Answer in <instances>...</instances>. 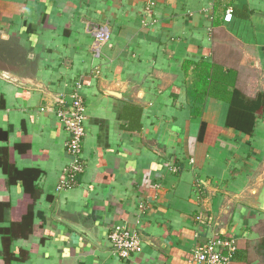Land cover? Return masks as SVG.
<instances>
[{
	"label": "crops",
	"instance_id": "crops-1",
	"mask_svg": "<svg viewBox=\"0 0 264 264\" xmlns=\"http://www.w3.org/2000/svg\"><path fill=\"white\" fill-rule=\"evenodd\" d=\"M77 82L83 171L58 190ZM3 157L40 170L41 195L34 234L0 231V264H204L194 249L214 234L235 264H264V0H0ZM9 178L0 165V230L33 202ZM117 225L141 253L112 256Z\"/></svg>",
	"mask_w": 264,
	"mask_h": 264
},
{
	"label": "built area",
	"instance_id": "built-area-1",
	"mask_svg": "<svg viewBox=\"0 0 264 264\" xmlns=\"http://www.w3.org/2000/svg\"><path fill=\"white\" fill-rule=\"evenodd\" d=\"M232 18V9L224 15L225 21ZM97 40L107 41L109 32L106 27L99 28L95 33ZM63 102V101H60ZM64 126L69 134L66 149L72 157L70 167L65 172V179L58 190L73 187L78 182V175L83 171L82 152L86 135V103L82 92V83L77 82L72 101L60 111ZM202 220V216H198ZM108 243L112 256L119 260H127L143 251V240L139 233L125 226L117 225L110 229ZM237 245L234 239L214 234L207 242L198 244L194 249V258L204 264H235Z\"/></svg>",
	"mask_w": 264,
	"mask_h": 264
},
{
	"label": "trees",
	"instance_id": "trees-1",
	"mask_svg": "<svg viewBox=\"0 0 264 264\" xmlns=\"http://www.w3.org/2000/svg\"><path fill=\"white\" fill-rule=\"evenodd\" d=\"M206 67H211V66L207 65ZM209 78L210 75L204 76L200 81V83L197 84V86L203 87L205 85H208L210 82ZM18 148H21V146L18 145ZM0 165H2L5 171L9 174L10 183H16L17 179L21 180L24 183L26 192L30 194L33 198L32 204H30L28 211L23 215L20 221L17 222L13 221L12 225L9 228L0 230L3 231L5 235H9L10 239H8L9 241L8 240L7 241L8 243H10L11 239L13 238H17V237L28 238L35 233V225L33 223V206L36 199L39 198V196L41 195V189L36 186H33V184L40 177L41 171L38 169L18 170L15 167L14 163H12L9 160V158L5 159L4 157L0 160ZM8 206H9L8 203H0V212L3 211ZM28 257H29V252L27 250H21V254L19 255V257L15 256L13 253H9L5 260L6 262L5 264H9L11 259L24 261L28 259Z\"/></svg>",
	"mask_w": 264,
	"mask_h": 264
}]
</instances>
